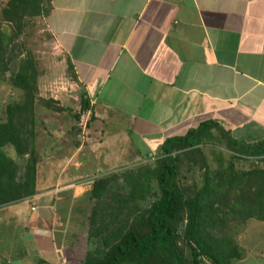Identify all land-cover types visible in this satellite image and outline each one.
<instances>
[{
  "label": "crops",
  "instance_id": "crops-1",
  "mask_svg": "<svg viewBox=\"0 0 264 264\" xmlns=\"http://www.w3.org/2000/svg\"><path fill=\"white\" fill-rule=\"evenodd\" d=\"M45 19L93 118L68 153L37 132L38 193L73 179L70 200L91 195L87 174L138 165L207 120L264 140V0H50Z\"/></svg>",
  "mask_w": 264,
  "mask_h": 264
},
{
  "label": "trees",
  "instance_id": "trees-1",
  "mask_svg": "<svg viewBox=\"0 0 264 264\" xmlns=\"http://www.w3.org/2000/svg\"><path fill=\"white\" fill-rule=\"evenodd\" d=\"M17 8L3 13L16 25L19 37L33 17L46 16L50 0H16ZM10 36L0 32V73L21 57L12 76L24 91L21 102L9 104L0 122V208L35 197L40 156L36 105L38 73L34 57L15 54ZM48 108L51 103L45 101ZM64 111V109L56 108ZM91 110L86 98L83 113ZM93 118V116H91ZM225 147L230 159L218 155L213 167L203 147ZM11 152H15L14 157ZM264 161V140L249 144L234 139L214 120H207L185 136L166 140L153 167L95 180L90 218V241L82 264H235L245 255L228 232L230 223L264 221V168L240 170L236 161ZM205 170L200 188L183 184L181 166ZM91 243V242H90ZM189 251H188V249Z\"/></svg>",
  "mask_w": 264,
  "mask_h": 264
},
{
  "label": "rangeland",
  "instance_id": "rangeland-1",
  "mask_svg": "<svg viewBox=\"0 0 264 264\" xmlns=\"http://www.w3.org/2000/svg\"><path fill=\"white\" fill-rule=\"evenodd\" d=\"M16 8V0H0V32L10 36L12 47H16L15 54L22 57L31 54L34 57L38 73V96L44 102L51 103V108H48L49 106L43 101H39L36 105L37 132H40L41 138L44 136L42 133L44 130L49 132L41 143L45 142V148L54 143L53 146L62 148L66 153L76 145L87 146L92 119L89 112L83 113V100L86 96L82 85L74 75L67 55L56 45L44 16L30 18L22 34L15 37L16 25L5 20L3 13ZM20 60L21 57H16L10 64V70L0 73V122L7 118V106L21 102L24 95V91L15 87L12 82V76L19 69ZM83 120H88L86 129ZM36 149L38 151L37 146ZM203 150L213 167L218 164L215 160L218 155L225 157L226 161L231 156L225 147L216 148L208 145L204 146ZM11 153L16 156L15 152ZM158 156L157 153L142 159L138 165L122 168L117 172L87 174L91 176L89 184L100 178L116 176L114 185L122 187L124 173L141 167H153ZM235 163L240 170L255 166L264 167V163L249 161ZM189 168L186 162L181 166L183 184L194 189L200 188L205 170L198 165ZM59 177L60 175L58 181ZM87 180L89 178L83 179L82 182ZM70 183L68 180L63 185H59L58 182V185L51 184L33 198L0 208V264L83 263L88 250L93 247L89 232L94 202L90 194L79 200H70L69 198L73 196V188H66L72 187ZM49 195L50 200H54L51 204L47 199L45 200ZM35 201V210H33ZM227 230L245 249L243 259L235 264H264V221L251 219L246 223L232 222Z\"/></svg>",
  "mask_w": 264,
  "mask_h": 264
},
{
  "label": "built area",
  "instance_id": "built-area-1",
  "mask_svg": "<svg viewBox=\"0 0 264 264\" xmlns=\"http://www.w3.org/2000/svg\"><path fill=\"white\" fill-rule=\"evenodd\" d=\"M86 113H87V112H85V114H86ZM89 114L91 115L90 112H89ZM87 121H88V120H83V126L85 127V129H86V127H87V126H86ZM35 205H36V201L33 202V207H32L33 210H35Z\"/></svg>",
  "mask_w": 264,
  "mask_h": 264
}]
</instances>
